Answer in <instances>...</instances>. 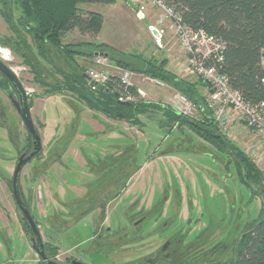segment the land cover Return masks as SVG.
<instances>
[{"label": "rangeland", "instance_id": "obj_1", "mask_svg": "<svg viewBox=\"0 0 264 264\" xmlns=\"http://www.w3.org/2000/svg\"><path fill=\"white\" fill-rule=\"evenodd\" d=\"M14 1L15 20L21 27V10ZM83 7L104 14L101 31L91 36L81 35L75 30L65 41L94 40L105 42L125 53L167 58V67L179 77L188 80L198 78L171 27H166V33L160 42L150 33L148 26L156 21L160 13L153 14L147 9L146 18H140L127 0ZM3 10L5 6L3 0H0V59L12 67L30 94L31 114L41 134L44 148L41 156L24 168L21 186L26 196L30 198L33 195L30 201L33 214L38 219L43 239L50 248L59 257L63 251L75 256L82 255L81 258L88 264H139L143 259L155 255L175 231L180 229L187 233L192 230L191 235L186 236V240H190L197 237L199 230L203 229L205 232L206 228L205 234L209 229L211 236H204L213 243L220 241L223 247V254L216 257L213 264H233L237 233L240 236L259 219L263 213V205L260 187H256V191L242 181L239 171L231 163V152L219 149L187 124L169 122L161 108L146 110L140 116V124H132L91 109L72 91L47 93L48 86L35 80L30 66L15 51L12 40L18 37V32L9 26ZM28 39L44 65L46 82H56L63 78V72L71 71L72 66L67 65L62 56L56 55L55 49L45 48L48 53L45 57L37 50L36 43L30 37ZM2 49L8 51V58L3 56ZM78 59L81 65H93L94 58ZM133 72L132 82L144 91L143 95L136 96L137 100L166 104L178 111L174 102L175 94L179 92L176 88L170 85L159 87L145 80V74ZM11 87L0 72V105L8 122L14 126L16 124L15 140L20 144L29 143L31 139L23 120L7 95ZM194 116L200 118L198 109L194 111ZM236 125L226 132V140L245 150L264 175L263 137L245 124ZM128 148L132 149L116 159L127 155L133 157L132 169L138 171L132 177L130 189L138 190L144 185L152 191L158 188V195L163 190L171 192L176 187L187 190L189 211L183 204L174 215L169 212L171 216L166 227L167 217L160 215L159 210L153 211L152 219L137 228L138 235H141L138 239L131 241L127 247L111 252L108 248L95 244L93 214L79 218V208L71 202L77 196H86L87 192L101 183L95 179L100 174L99 170H95L98 169V160L115 156ZM16 158L7 130L0 128V224L8 234L0 241V264H39V256L30 239L22 233L21 214L15 209L10 192ZM59 159L66 164L63 165ZM224 163L227 164L226 168L223 167ZM106 181L101 184L107 183ZM88 182L93 184L79 186L80 183ZM261 186L264 188V181ZM118 200L110 204L111 213L114 207L116 209L109 225L113 230L120 231L126 227V235L129 237L132 222L126 219L124 213L125 210L130 211L129 215L133 216L134 212L127 209L124 202L117 204ZM98 213L99 209L96 208V214ZM138 216L135 214L133 220ZM213 233L219 234L214 236ZM210 255H216V250L212 249ZM209 261L206 258L203 263L210 264Z\"/></svg>", "mask_w": 264, "mask_h": 264}, {"label": "trees", "instance_id": "obj_2", "mask_svg": "<svg viewBox=\"0 0 264 264\" xmlns=\"http://www.w3.org/2000/svg\"><path fill=\"white\" fill-rule=\"evenodd\" d=\"M13 1L3 0L5 10L2 11L9 26L18 32V37L12 40L13 46L30 66L35 80L48 86L47 93L72 91L91 109L132 124H140V116L146 110L161 108L169 122L187 124L219 149H228L238 159L242 181L256 191V187H260L263 213L248 229L257 224L256 227L240 237L233 264H264V188H261L264 175L253 158L226 140L227 134L217 127L207 104L208 83L199 76L196 80L179 77L167 67V58L125 53L94 40L65 41L75 30L81 35L91 36L101 31L104 14L86 10L84 5L114 4L116 0H15L21 10V27L15 20ZM164 1L180 12L186 24L221 39L225 48L220 70L228 77L230 86L251 103L264 101V0ZM29 37L45 57L48 55L45 48L55 49L56 55L62 56L67 65L72 66L71 71L63 72V78L56 82H46L44 65ZM8 44L12 45L9 41ZM100 54H108L111 61L122 68L157 77L176 88L196 105L200 118L187 116L162 103L139 101L137 98L130 104L121 102L117 96L124 87L116 79L109 81L104 89L93 90L85 76L89 67L81 65L78 57L94 58V65L95 57ZM129 91L139 95L136 86L129 87Z\"/></svg>", "mask_w": 264, "mask_h": 264}, {"label": "flooded vegetation", "instance_id": "obj_3", "mask_svg": "<svg viewBox=\"0 0 264 264\" xmlns=\"http://www.w3.org/2000/svg\"><path fill=\"white\" fill-rule=\"evenodd\" d=\"M1 51L5 58L9 57L7 54L3 52L4 51L3 49ZM3 76L8 80V78L4 74ZM10 84L12 87L7 91V95L10 101L12 102V104L14 105V107L16 108V110L18 111L15 102L16 101L20 102V95H19L18 90L12 85L11 82ZM27 97H28V104L31 110L32 105H30L31 103L30 94L28 92H27ZM0 109L2 110L3 115H4L3 117L0 115V118H1L0 128H5L7 130V134L9 136V142L13 146L17 154L15 168H14V172H13V175L11 177V182H10V192H11V196L13 198L14 204H15V209L19 210L21 214L20 220H21L22 233L25 234L30 239V242L32 245V237L34 236V234H33L30 224L28 223L26 217L24 216L15 198L14 191H13V178H14L16 166L18 164L20 157L22 155H24V157H27L34 150V139L23 121L31 140L29 143H23V144H20L18 141H16L15 140L16 124L14 126L10 122H8V118L1 105H0ZM41 141H42V137H41ZM130 149L132 148H128L124 152H121L115 156L112 155L110 158L107 157L105 159L98 160V163H99V165L97 166L98 169H95V170L97 172L99 170L100 174L97 176L98 178H95V179H98V181H101V183L107 180L106 181L107 183H104V184L100 183L96 185L95 186L96 188L93 187L92 189L94 190L87 192L88 194L86 196H81V197L77 196V198L75 197V199L71 202V204H74V206L79 208L80 212L79 214H77L79 215V218H82L83 216H86L88 214H93L95 227H96L95 233H94L95 244L98 247H106L111 252L117 249H120L122 247L123 248L127 247V245L131 241L138 239L141 235H138L139 233L136 231L138 230L137 228L141 227L143 223L152 219L153 214L151 213H153V211L159 210L160 215H165L167 217V220L165 221L166 223L165 227H166V225H168V218H170L172 214L174 215L175 212L177 213L181 205L185 204L187 206V210L189 209L187 190H183L181 188L176 187V188H173L171 192L168 190H163V192L160 195H158V188L152 191L150 189H147V186L143 185L138 190L132 191L130 189V182L132 180V177L138 171V170L132 169L133 157L131 155H127V156L122 157L121 159H116L118 158V156H120L121 154L125 153L126 151ZM43 151H44V148H43V143H42L40 152H38L35 156H33L29 161H27L23 165L20 175H19V179H18V187L20 190L21 198L23 202L25 203L26 207L30 210L35 221L37 222L41 236H42V231L40 229V223L38 219L35 217V215L33 214V210L30 204V201L33 198V195H31L30 198L25 195L24 189L21 186V175H22L24 168L28 164L33 162L36 158L41 156ZM231 156H232L231 163H234L235 168L238 170V168L240 167L238 164L239 161L237 158H235L234 155L231 154ZM60 160L63 165L66 164L65 161H62V159H59V161ZM213 160H217V158H213ZM226 166L227 164L224 163L223 167L226 168ZM89 183L90 182L82 183V184L80 183L79 186H82V185L91 186L93 184V183H90V184ZM117 199H119L117 204H119V202H124L125 207L127 209H132V211L134 212L133 216L129 215L130 211L125 210V213H124V216L127 217L126 219H129L132 222V228L129 227L130 232H131V236L129 235V237H127L126 235L128 233L125 230L126 227H123L122 228L123 230L120 231V230H113L112 226L109 225V222L113 220L114 218L112 213H114L116 209L114 207L111 213L110 204ZM134 199L136 201H134ZM1 203H2V200L0 198V205ZM135 205L139 207L138 210H136ZM96 208L99 209L98 214H96ZM169 212H172L171 215H169ZM135 214H138L139 216L137 219L133 220ZM7 216L10 217L9 214H7ZM73 218H76V217L74 216ZM209 228H211V226H209ZM247 229L248 228H246L245 230ZM122 231H125V232L122 233ZM204 231L205 232H203V229L199 230L197 233V237H195L194 239H190V240H186V236L188 234L191 235L192 230H190V232H187V233H185L184 231H181L180 229L175 231L174 233L171 234L170 238H168V240L161 247V249L157 250L155 255L143 259L139 264H205L203 263V260L206 258H209L210 264H213L215 262V258L216 257L219 258L220 255L223 254V247H221L220 241H216L215 243H213L211 242V240H208L204 236V235H207V237L211 236L209 229H207V234H205L206 228ZM213 234L215 236L219 233H213ZM6 235L8 234L4 232V228L2 224H0V241L5 239ZM238 235L239 233H237L235 243H234V254L235 255L238 250L237 248H238V243L240 239ZM42 240L44 242V246L46 249V253L48 255V259L46 260L42 259L41 256L38 254V252L34 249L39 256V264H49L48 260H55L60 264H71L74 260L81 261L85 264H88L81 258L82 255L75 256L72 253L63 251L60 254L61 256L59 257L58 256L59 254L53 251L50 248L51 246L44 241L43 236H42ZM212 249L216 250V255H210V251H212Z\"/></svg>", "mask_w": 264, "mask_h": 264}, {"label": "built area", "instance_id": "obj_4", "mask_svg": "<svg viewBox=\"0 0 264 264\" xmlns=\"http://www.w3.org/2000/svg\"><path fill=\"white\" fill-rule=\"evenodd\" d=\"M132 1L140 18H146L147 9L153 14L160 13L156 21L148 26L157 42L164 37L166 27L174 30L189 65L197 76L208 83L207 104L219 130L226 133L237 121L245 124L264 139V101L251 103L230 86L228 77L220 70L224 42L203 29L195 30L186 24L180 12L164 0ZM155 30L159 36L153 33ZM86 74L93 90L100 86L105 88L109 81L116 79L124 87L117 96L118 100L121 102L136 100V96L129 91V87L135 86L132 82L134 72L116 65L109 56L97 55L94 65L87 69ZM144 78L159 87L168 86L165 81L157 77L144 75ZM137 90L139 94H144L142 89L137 88ZM174 102L178 111L187 116H194L197 107L186 95L181 92L176 93Z\"/></svg>", "mask_w": 264, "mask_h": 264}, {"label": "water", "instance_id": "obj_5", "mask_svg": "<svg viewBox=\"0 0 264 264\" xmlns=\"http://www.w3.org/2000/svg\"><path fill=\"white\" fill-rule=\"evenodd\" d=\"M127 1L130 5L134 6V3L132 0H127ZM153 33L156 36H159L156 30L153 31ZM0 71L8 78V80L12 83V85L18 90L19 95H20V102L16 101L15 104L22 117V120L24 121L26 127L28 128L29 132L31 133L34 139V150L32 151V153L28 155L27 157H24V155H22L18 161L16 170L14 173V178H13V191H14V195H15L18 205L20 206L24 216L26 217L28 223L30 224L32 228V231L34 234V236L32 237V246L41 256V258L46 260L48 259V255L46 253V249L44 246V242L42 240V236H41L38 224L35 221L34 217L32 216L30 210L26 207L25 203L23 202L21 195H20V190L18 187V179H19V175H20L23 165L41 150V147H42L41 136L32 118L30 106L28 104L27 91L22 81L18 77L17 73L12 69V67H10L2 59H0ZM85 76L88 77L87 74H85ZM100 88L104 89V86H100ZM125 103L130 104V102H125ZM0 115L2 117L4 116L2 111H0ZM256 225H254L252 228H249L243 231L239 237L252 231L256 227ZM48 263L49 264H60L55 260H48ZM71 264H85V263L74 260Z\"/></svg>", "mask_w": 264, "mask_h": 264}, {"label": "crops", "instance_id": "obj_6", "mask_svg": "<svg viewBox=\"0 0 264 264\" xmlns=\"http://www.w3.org/2000/svg\"><path fill=\"white\" fill-rule=\"evenodd\" d=\"M132 6V5H131ZM105 55H107L108 56V54H105ZM264 63V62H263ZM93 66V65H92ZM135 85V84H134ZM137 88H138V86L137 85H135ZM139 89H141V88H139ZM208 95V94H207ZM234 124H237L236 126H241V124H242V126H243V123H239L238 124V122L237 121H235L234 122ZM234 124H232V126L234 125ZM246 126V125H245ZM246 127H248V126H246ZM253 131V130H252ZM264 142V141H263Z\"/></svg>", "mask_w": 264, "mask_h": 264}, {"label": "bare ground", "instance_id": "obj_7", "mask_svg": "<svg viewBox=\"0 0 264 264\" xmlns=\"http://www.w3.org/2000/svg\"><path fill=\"white\" fill-rule=\"evenodd\" d=\"M3 50H4L3 52H4L5 54H7L8 51H7L6 49H3ZM6 57H7V56H6Z\"/></svg>", "mask_w": 264, "mask_h": 264}]
</instances>
